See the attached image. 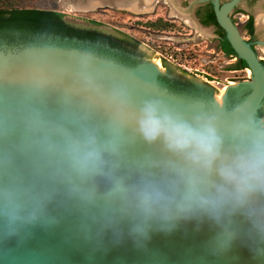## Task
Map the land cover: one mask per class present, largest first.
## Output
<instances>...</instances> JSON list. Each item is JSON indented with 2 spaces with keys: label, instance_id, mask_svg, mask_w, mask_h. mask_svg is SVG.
<instances>
[{
  "label": "water",
  "instance_id": "water-1",
  "mask_svg": "<svg viewBox=\"0 0 264 264\" xmlns=\"http://www.w3.org/2000/svg\"><path fill=\"white\" fill-rule=\"evenodd\" d=\"M155 1L69 0V8L147 13ZM166 1L193 27L194 13L212 9L227 48L250 72L249 89L231 106L224 97L238 84L225 87L218 110L214 99L168 91L143 61L128 65L50 41L0 43V264H264V190L250 195L241 184L239 202L218 217L137 208L148 185L172 188L187 167L161 141L149 144L139 133L146 103L188 122L210 120L228 155L257 134L264 139L256 118L264 64L229 17L242 0ZM255 42L264 44V32ZM93 152L103 163L94 165ZM210 179L221 183L215 173Z\"/></svg>",
  "mask_w": 264,
  "mask_h": 264
},
{
  "label": "clouds",
  "instance_id": "clouds-1",
  "mask_svg": "<svg viewBox=\"0 0 264 264\" xmlns=\"http://www.w3.org/2000/svg\"><path fill=\"white\" fill-rule=\"evenodd\" d=\"M137 123L146 142L161 141L187 165L182 168L180 179L170 183L174 187L162 189L148 185L139 193L140 211L175 206L181 210H204L218 217L239 202L241 184L251 190L250 195L264 190V139L259 134L246 147H238L234 154L228 155L221 151L222 139L210 120L195 118L188 122L160 104L148 102L140 110ZM89 156L94 165L103 163L98 153ZM213 173L221 183L210 179ZM217 186H222L224 191H216Z\"/></svg>",
  "mask_w": 264,
  "mask_h": 264
},
{
  "label": "rangeland",
  "instance_id": "rangeland-1",
  "mask_svg": "<svg viewBox=\"0 0 264 264\" xmlns=\"http://www.w3.org/2000/svg\"><path fill=\"white\" fill-rule=\"evenodd\" d=\"M164 1L166 0H158L147 13H132L108 6H98L92 10H72L69 8V0H25L20 5L55 10L65 16L67 23L76 27L133 39L136 42L133 51L138 61L152 64L159 73L163 72L165 65L175 75L181 73L195 83L207 85L211 90L208 102L213 101L215 94L218 96L223 93L225 87L239 85L240 82L234 77L237 73L225 69L230 63L229 58L214 47L217 39L212 28L200 24L199 27L189 26L177 16L170 5L164 4ZM246 2L242 0L238 3L237 11L243 9L252 14L256 36V33L264 32V17L256 15L257 12H264V4L262 0H251L248 4ZM234 16L237 22L235 24L239 28V21L244 19V16ZM153 22L155 25L149 24ZM43 40L95 49L89 42L75 39L60 40L47 37ZM255 52L257 56L264 58V44L255 43ZM250 80L249 77L245 83L246 90L250 87ZM262 109L264 116V102ZM257 124L264 128V117H258Z\"/></svg>",
  "mask_w": 264,
  "mask_h": 264
},
{
  "label": "flooded vegetation",
  "instance_id": "flooded-vegetation-1",
  "mask_svg": "<svg viewBox=\"0 0 264 264\" xmlns=\"http://www.w3.org/2000/svg\"><path fill=\"white\" fill-rule=\"evenodd\" d=\"M157 1L158 0H156L155 3H158ZM245 1H247L246 4H248V2H250L251 0H245ZM262 2H263V0H262ZM155 3L153 5H156ZM163 3L166 4L167 6L170 5L166 1H164ZM262 4H264V2ZM246 7H247V5H246ZM56 12H58V11H56ZM207 12H208V9H205V10L199 11L197 13H194V15H195L198 23L201 26H208V27L212 28L213 34L216 35V39H217V43H216V45H214V47H217L218 50L222 53V55H224L225 57H228L230 60V63H228V65L225 67V69H227L228 71H233V73H237V75L234 77L236 79H238V81L240 82V84L236 90H229L225 94V97H224L225 107H229L242 94L245 93L246 88H247V85L245 83L247 82V79L250 77L249 76V70L246 69V66L241 65V62L238 60V58L235 55H231V54L227 55V54L223 53L221 48H219V40H218V36H217L218 28L215 26V24H213L212 22L209 21V19L207 17ZM58 13H60V12H58ZM234 14L239 15V16H241V15L244 16V19L239 21V28H237V30L241 36L243 35L242 36L243 39L248 43L250 48L252 50H254V52H255V43H256L255 42V34H254V28L255 27L253 24L252 14L249 13L248 11H243V9H239V11H237V5H235L232 8L231 13L229 14V17H230L233 24L237 23L236 17L235 16L233 17ZM64 17L65 16L62 15L63 21H65L67 23V21L64 19ZM262 17H264V16H262ZM203 21H206L207 24H204ZM257 23H259V21ZM235 26L238 27L237 24H235ZM101 35L103 36V38H101L99 40H95V41L85 40V42H89L91 45H96L99 49H102V50L108 52L109 54L104 55V56L115 59L121 63L132 65V64H135L138 62V58L134 55V51H133V49L136 46V42L133 39H131L129 37H125V36H120V35L116 36V35L105 34V33H101ZM76 41H81V40H76ZM81 42H84V41H81ZM255 54H256V52H255ZM256 56H257V54H256ZM257 58L259 59L260 62H264V58L259 57V56H257ZM163 65H164V63H163ZM163 67H164L163 72L158 73V75H157V82L161 86L165 87L168 91L175 93V94H178L180 96H185V97L192 98V99H199V100L207 101V98L211 92V90L209 89V87L207 85L195 83L192 80H189V78L185 77L181 73L179 75H175L173 72H171L168 69V67H166L165 65ZM263 102H264V100H263ZM263 102H262V105L259 107V109L256 112V118L257 119H258V117L259 118L264 117L263 116V109H262Z\"/></svg>",
  "mask_w": 264,
  "mask_h": 264
},
{
  "label": "trees",
  "instance_id": "trees-1",
  "mask_svg": "<svg viewBox=\"0 0 264 264\" xmlns=\"http://www.w3.org/2000/svg\"><path fill=\"white\" fill-rule=\"evenodd\" d=\"M23 1L25 0H0V43L6 47L44 41L43 39L47 37L81 41H95L103 38L97 30L79 28L66 23L62 19V14L54 10L22 7L20 4ZM207 17L218 28L219 48L227 55H235L233 51L227 48L224 32L217 25L211 8H208ZM89 22L96 24L93 21ZM203 23L207 24L206 21H203ZM149 24L155 25L154 22ZM92 46L95 49L86 46L82 49L103 56L109 54L96 45ZM238 60L242 66H245L241 59L238 58ZM261 64H264V62H261Z\"/></svg>",
  "mask_w": 264,
  "mask_h": 264
},
{
  "label": "bare ground",
  "instance_id": "bare-ground-1",
  "mask_svg": "<svg viewBox=\"0 0 264 264\" xmlns=\"http://www.w3.org/2000/svg\"><path fill=\"white\" fill-rule=\"evenodd\" d=\"M264 2V0H263ZM256 15L259 17V16H264V12L260 11V12H257ZM249 75H250V72H249ZM222 93V92H221ZM221 93L216 96V94L214 95V107L215 109H218V110H221L222 108V97H221Z\"/></svg>",
  "mask_w": 264,
  "mask_h": 264
},
{
  "label": "snow or ice",
  "instance_id": "snow-or-ice-1",
  "mask_svg": "<svg viewBox=\"0 0 264 264\" xmlns=\"http://www.w3.org/2000/svg\"><path fill=\"white\" fill-rule=\"evenodd\" d=\"M36 83L40 86V87H45L46 81L43 79H39L36 81Z\"/></svg>",
  "mask_w": 264,
  "mask_h": 264
}]
</instances>
